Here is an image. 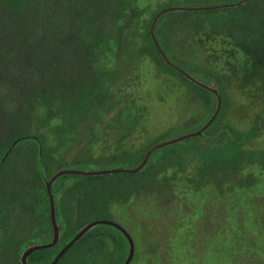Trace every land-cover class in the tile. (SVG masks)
<instances>
[{
	"label": "rangeland",
	"instance_id": "1",
	"mask_svg": "<svg viewBox=\"0 0 264 264\" xmlns=\"http://www.w3.org/2000/svg\"><path fill=\"white\" fill-rule=\"evenodd\" d=\"M171 1L137 0L118 47L101 52L111 91L109 102L98 109L101 96L76 89L81 50L90 39L87 24L66 13L63 24L55 12L54 26L69 34L61 43L59 35L47 32L46 21L38 19L23 30L0 9V142L12 132H40L66 152L67 161L78 162L77 169L91 171L125 167L113 166L112 155L142 151L169 131L174 137L196 131L218 100L204 94L206 109L180 78L161 71L143 52L154 13ZM171 18L164 35L168 55L181 61L191 77L223 88L222 121L242 131L254 129L247 145L264 149V68L257 72L245 64L248 49L228 29L202 30L196 21ZM257 47L264 51L261 43ZM48 55L51 69L45 68ZM121 106L139 116L131 133L121 132L116 114ZM96 217L111 219L130 234L134 255L129 264H264V169L249 165L219 184L202 178L193 164L186 170L167 165L139 193L100 208Z\"/></svg>",
	"mask_w": 264,
	"mask_h": 264
},
{
	"label": "trees",
	"instance_id": "2",
	"mask_svg": "<svg viewBox=\"0 0 264 264\" xmlns=\"http://www.w3.org/2000/svg\"><path fill=\"white\" fill-rule=\"evenodd\" d=\"M4 8L23 30L30 29L29 25L38 19L46 21L47 32L59 35L61 43L69 34L64 28L54 26L55 12H58L59 19L63 18V24L66 16L85 22L90 29V39L84 40L86 45L81 50V73L76 89L101 96L95 102L96 109L109 102L110 82L101 52H112L118 47L122 28L129 27L138 9L137 0H0V9ZM35 13L38 18L33 16ZM168 17L196 21L202 30L228 29L230 34L236 35L237 43L244 50L248 49L245 64L257 72L264 68V51L257 47L261 43L264 48V0H206L204 4L173 0L162 4L147 28L143 52L158 63L161 71L180 78L195 93L193 99L204 102L206 109L209 103L203 95H212L218 100L210 88L216 89L220 97L224 95L223 88L209 86L191 77L181 61L168 55L164 37ZM254 48L257 51L251 52L250 49ZM50 53L54 55V49ZM52 55H48L49 60L45 63L47 69L53 68ZM63 55L66 57L67 53ZM42 59L45 62L44 56ZM116 114L121 122V132L131 133L137 125V112L121 106ZM223 114L221 108L204 129L213 115L197 126L195 134L154 149L144 166L136 172L67 173L57 177L51 191L59 239L51 247L31 252L27 262L49 264L74 235L89 222L97 220L100 208L109 209L111 202L126 200L133 193H139L141 187L167 165L186 170L193 164L202 178L219 184L233 180L249 165L264 169V149L247 145L255 130L246 132L223 122ZM174 136L175 131H169L152 139L142 151L126 150L112 155L109 162L113 166L135 167L152 146L180 137ZM59 147L40 132H12L0 142V264H23L22 254L28 247L52 240L54 229L48 181L59 170L77 169L75 164L78 163L67 161L66 152H59ZM128 253L129 241L118 227L97 223L56 264H123Z\"/></svg>",
	"mask_w": 264,
	"mask_h": 264
},
{
	"label": "water",
	"instance_id": "3",
	"mask_svg": "<svg viewBox=\"0 0 264 264\" xmlns=\"http://www.w3.org/2000/svg\"><path fill=\"white\" fill-rule=\"evenodd\" d=\"M169 9H172V8H167L166 10H169ZM164 10V11H166ZM163 53V52H162ZM163 55L165 56V54L163 53ZM213 92H215L218 96V105H217V108H216V111L215 113L213 114V116L210 118V120L203 126V129L205 127H207V125L214 119V117L217 115V113L219 112L220 110V107H221V97L220 95L218 94V91L214 88H210ZM200 131L196 132V133H200ZM195 133H190V134H186V135H183V136H180L178 138H175V139H172V140H169V141H165V142H162L160 144H157V145H154L152 146L146 156L144 157V159L140 162V164H138L137 166L135 167H132V168H126V167H118V168H111V169H102V170H91V171H85V170H79V169H62V170H59L57 171L56 173H54L49 181H48V184H47V190H48V193H49V196H50V202H51V218H52V224H53V229H54V235H53V238L50 242L48 243H40V244H35V245H32L30 247H28L24 253L22 254V258H21V261L23 264H29L27 262V257L29 256V254L37 249H41V248H48V247H51L53 245H55L59 239V228L57 226V223H56V218H55V204H54V198H53V194H52V191H51V185L53 183V181L59 177L60 175L62 174H67V173H77V174H86V175H96V174H103V173H113V172H136L138 170H140L144 164L146 163V161L148 160L151 152L154 150V149H157L159 147H162L164 145H166L167 143H172V142H175V141H178V140H181V139H184L188 136H191ZM97 223H109V224H112L116 227H118L124 234L125 236L127 237L128 241H129V253H128V256L126 258V260L124 261L123 264H129L130 261L132 260L133 258V255H134V242H133V239L132 237L130 236V234L124 229L123 226H121L119 223L113 221V220H109V219H97V220H93L91 222H89L86 226H84L76 235H74L62 248L61 250L57 253V255L55 256V258L49 263V264H56L58 262V260L60 259V257L90 228L92 227L93 225L97 224Z\"/></svg>",
	"mask_w": 264,
	"mask_h": 264
}]
</instances>
